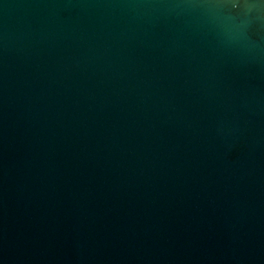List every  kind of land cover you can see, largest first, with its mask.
<instances>
[{"label": "water", "instance_id": "obj_1", "mask_svg": "<svg viewBox=\"0 0 264 264\" xmlns=\"http://www.w3.org/2000/svg\"><path fill=\"white\" fill-rule=\"evenodd\" d=\"M0 264H264V0H0Z\"/></svg>", "mask_w": 264, "mask_h": 264}]
</instances>
